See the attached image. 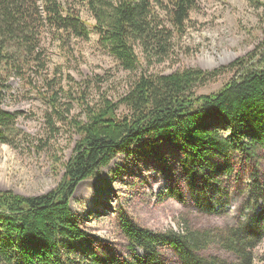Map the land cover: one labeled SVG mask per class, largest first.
I'll use <instances>...</instances> for the list:
<instances>
[{"label": "trees", "instance_id": "1", "mask_svg": "<svg viewBox=\"0 0 264 264\" xmlns=\"http://www.w3.org/2000/svg\"><path fill=\"white\" fill-rule=\"evenodd\" d=\"M264 7V2L253 0ZM198 0H0V141L17 146L30 135L17 126V116L2 108L10 76L26 80L30 72L47 67L42 47L45 31L56 37L88 39V23L78 5L86 4L95 19L92 25L99 43L130 72L143 60L152 66L170 59L175 37L182 35ZM263 40L251 53L250 64L241 60L239 75L215 93L196 94L194 88L220 72L188 67L172 73H143L132 82L119 103L130 114L119 118V103L106 96L85 103L84 120L67 119L80 135L65 164L59 185L51 192L23 196L0 190V264H164L162 247H168L181 264H254L255 249L264 239V180L251 173L235 225L195 230L154 231L138 224L131 215H118L131 258H118L90 248L92 235L71 210V196L81 181L104 180L99 168L109 165L118 152L131 154L144 146L152 157L168 161L159 144L166 142L178 155L193 205L204 213H223L229 203L226 179L234 171L231 156L261 160L264 150V18ZM30 82V81H29ZM45 94L54 116L61 111V84L47 80ZM48 92V93H49ZM66 107L69 113L72 105ZM53 115H50L49 120ZM53 120V119H52ZM127 154V155H128ZM168 165V164H167ZM175 170V169H174ZM168 172V171H167ZM179 183L166 194L186 203ZM212 243L233 252L237 260L202 251Z\"/></svg>", "mask_w": 264, "mask_h": 264}, {"label": "rangeland", "instance_id": "2", "mask_svg": "<svg viewBox=\"0 0 264 264\" xmlns=\"http://www.w3.org/2000/svg\"><path fill=\"white\" fill-rule=\"evenodd\" d=\"M78 8L88 23L89 38L68 37L64 43L56 37L57 32L45 31L41 41L47 68L31 71L27 80L14 74L7 81L2 108L17 116V126L30 135V141L20 139L17 146L0 141L1 191L37 196L49 193L59 185L65 164L80 138L67 119L84 120L83 104L93 105L105 96L119 103L137 76L169 74L188 67L220 70L216 76L194 88L199 95L218 92L239 75L241 60L253 63L250 55L263 40V6L253 0H198L185 32L175 37L170 59L149 66L138 48L136 51L142 57V64L133 73L124 69L100 45L99 35L92 26L95 19L87 5L80 4ZM47 80L60 83L66 90L67 94L61 93L60 97L61 111L65 114L63 122L54 116L45 99V94L51 92ZM69 104L72 108L67 113L65 108ZM117 114L123 118L130 110L119 103ZM50 115L53 120H49ZM159 147L168 161L152 157L154 154L149 150L142 156L138 151L144 146H133L131 154L118 152L109 165L98 169L104 180L90 177L78 183L70 206L78 223L92 235L90 248L94 251L122 259L131 258L127 238L117 221L123 210L138 224L163 233L171 228L181 230L186 224L202 231L235 225L241 217L239 209L246 198L245 189L252 183L251 173L258 170L264 180V150L258 164L253 160H240L235 153L231 156L234 171L225 182L229 192L226 211L204 213L191 201L185 176L178 167L179 154L166 142ZM176 181L183 190L186 203L165 193ZM261 242L255 249L254 264H264V239ZM161 251L164 264H181L168 247H162ZM202 252L232 261L238 259L217 243Z\"/></svg>", "mask_w": 264, "mask_h": 264}]
</instances>
